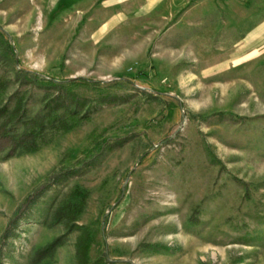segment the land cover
Wrapping results in <instances>:
<instances>
[{
    "label": "rangeland",
    "instance_id": "rangeland-1",
    "mask_svg": "<svg viewBox=\"0 0 264 264\" xmlns=\"http://www.w3.org/2000/svg\"><path fill=\"white\" fill-rule=\"evenodd\" d=\"M235 1L0 0L3 103L30 89L19 67L101 80L74 85L93 101L119 96L35 151L0 152V264H34L62 234L37 264H79L82 234L90 261L106 250L117 264H264V19L241 21L264 0ZM43 95L27 94L29 117ZM74 204L81 228L51 226Z\"/></svg>",
    "mask_w": 264,
    "mask_h": 264
},
{
    "label": "trees",
    "instance_id": "trees-1",
    "mask_svg": "<svg viewBox=\"0 0 264 264\" xmlns=\"http://www.w3.org/2000/svg\"><path fill=\"white\" fill-rule=\"evenodd\" d=\"M0 40H5L3 30H0ZM5 46L14 62L18 63L19 59L15 47L7 41ZM87 80L86 77L58 79L19 67L16 69L14 81L21 86H30V89H25L22 92L16 91L18 93L16 102L11 108L7 102L3 103V95L11 81H5L0 77V152L8 151L9 154H14L23 151H35L42 145L50 143L59 133L68 131L79 122L88 119L92 108L97 106V102L113 103L118 100V95L108 92L99 100L93 101L75 90V84H83ZM88 81L92 84L102 82L101 80ZM34 87L44 91L42 98L44 105L33 116L29 117L27 94L30 95ZM63 176L58 173L54 178L62 179ZM54 178L50 177L48 183H43L40 188L31 193L16 210L15 217L2 234V241L14 234L13 228L17 226V219L21 215H25V213L22 214L24 209L36 202L38 197L54 182ZM81 206L80 204L58 206L52 213L51 226L65 223L68 231L81 228L82 225L77 223V217L82 210ZM89 239V235L82 234L77 241L76 257L79 264H117L118 260H111L106 250L98 258L90 261ZM64 242V234L57 236L35 253L33 263L37 264L50 257Z\"/></svg>",
    "mask_w": 264,
    "mask_h": 264
},
{
    "label": "crops",
    "instance_id": "crops-1",
    "mask_svg": "<svg viewBox=\"0 0 264 264\" xmlns=\"http://www.w3.org/2000/svg\"><path fill=\"white\" fill-rule=\"evenodd\" d=\"M235 3L237 5H242L243 7V10H244V7L248 5L249 1L248 0H239L238 1H235ZM233 5V3H231ZM258 7L256 8V11L251 15L249 16L248 14L246 15L245 14V17L243 19H241L242 23H247L248 26L250 27L252 24L255 25V23H258L260 21H262L264 18L262 17V15H264V12L261 11L262 7H264V1L262 3H257L256 4ZM233 7V6H232ZM233 9V8H232ZM242 10V11H243ZM261 11V12H260ZM232 16V14H231ZM243 16V14L240 15V18ZM264 29V25L263 26H259L257 27L254 32H253V35H258L262 30Z\"/></svg>",
    "mask_w": 264,
    "mask_h": 264
}]
</instances>
